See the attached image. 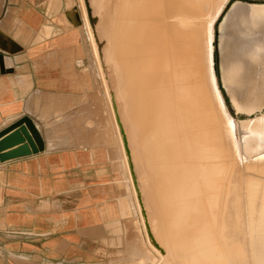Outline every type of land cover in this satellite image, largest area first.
Masks as SVG:
<instances>
[{
    "label": "bare ground",
    "instance_id": "1",
    "mask_svg": "<svg viewBox=\"0 0 264 264\" xmlns=\"http://www.w3.org/2000/svg\"><path fill=\"white\" fill-rule=\"evenodd\" d=\"M227 1L103 0L102 35L118 69L110 76L85 0L75 2L132 188L138 263L264 264V3L223 10ZM217 48L237 109L260 113L228 111Z\"/></svg>",
    "mask_w": 264,
    "mask_h": 264
},
{
    "label": "crops",
    "instance_id": "2",
    "mask_svg": "<svg viewBox=\"0 0 264 264\" xmlns=\"http://www.w3.org/2000/svg\"><path fill=\"white\" fill-rule=\"evenodd\" d=\"M77 20L67 0H0V132L29 117L44 144L0 160V264H136L143 255L124 155Z\"/></svg>",
    "mask_w": 264,
    "mask_h": 264
},
{
    "label": "rangeland",
    "instance_id": "3",
    "mask_svg": "<svg viewBox=\"0 0 264 264\" xmlns=\"http://www.w3.org/2000/svg\"><path fill=\"white\" fill-rule=\"evenodd\" d=\"M77 1L80 2V0H67V3H68L69 6H71L72 14L74 16H76V19H78L76 23L79 25V27H80V29H81V31L83 33V39L85 40V43H86V46H87V54H88L89 57L93 58L94 54H93V50L91 48L92 46H90L91 40L89 38H87V35L85 33V28H84V25H83V21H82V10H83V8H82V6L80 4L79 5L75 4V2H77ZM102 1L103 0H85L84 3H85L86 11L90 15L91 24L93 26L92 28H93L94 32L99 34V37L97 39V45H98V53H97L98 56L97 57L98 58L100 57L99 59L102 60L101 64L103 66H105L104 69L106 70V73L110 76V75H112L113 72L117 73L118 69H117V65L114 63L113 57H112V43H111V41H108L106 39V37L104 38V36L102 35V29H103V26H104L105 20H106L105 15L99 11L100 8L103 7V5L100 6V4H102ZM111 1H116V0H111ZM249 1L256 2V3H264V0H249ZM234 2H235V0H228L227 3L225 4L223 10L227 9V7H230L232 5V3H234ZM223 10L220 13V15L218 16L216 21L221 20V17L223 15ZM218 60H219V54H218L217 51L216 52L214 51V68H215L216 75L218 76L220 85L222 86L221 68H220V65H218ZM93 61L95 62L93 64V66L95 65L93 67L95 82H96L98 88H102L103 87V84H102V72L98 68L97 60L95 58H93ZM96 65H97V67H96ZM98 70H99V73H98ZM120 82H122L121 81V77H120ZM114 83H115L114 85H116V88H117L116 81ZM221 90H222L223 95H224V99H225V103H226L227 109H228V111L231 114H233L234 116H236L237 118H240V119H244L246 117H249V116H247L245 114L237 113L236 112V108H235V106H234V104H233V102H232L227 90L225 88H223V87H221ZM102 97L104 98L105 109H106V111L107 110L109 111L110 109H109V105H107L108 103H107V100H106L107 98H105L106 97L105 93H103ZM263 108H264V106H261V109H263ZM136 151L138 153V154L136 153V155H135L137 157V159H138L135 162V163H137L136 164V168H137L138 174L141 175L143 173V171H144V165H143L142 159L140 157V155H142V153H141L142 151L139 148H137ZM138 161H139V163H138ZM140 184H144V183H142V181H141ZM138 249L142 250L143 253H144V249L141 246V239L138 241ZM139 260H140V257L136 260V264L138 263L137 261H139ZM138 264H141V263H138Z\"/></svg>",
    "mask_w": 264,
    "mask_h": 264
},
{
    "label": "water",
    "instance_id": "4",
    "mask_svg": "<svg viewBox=\"0 0 264 264\" xmlns=\"http://www.w3.org/2000/svg\"><path fill=\"white\" fill-rule=\"evenodd\" d=\"M216 51L219 54L218 65H220V68H221L222 86L221 85L220 86L227 90V92H228V94H229V96H230V98L234 104V100L232 98V95L230 94V91L228 90V88L224 82L223 68H222V64H221V58L222 57H221L220 51L218 48L216 49ZM234 106L236 108L237 113H242V114H245L249 117L252 115H256L257 113H260V111H257V112L250 115L249 113H247L245 111L238 110L235 104H234ZM244 119H246V118H244ZM15 128H17V130L10 137L5 139L4 141H0V160L1 161H5L9 158H12V157H15L18 155L30 153L31 150L34 152H37V151L42 150L44 148V144H43V140L41 138V135L39 134V132L36 129L33 121L29 117H23V118L19 119L13 125L8 127L7 129H5L4 131L0 132V137L3 136L4 134L10 132L11 130H13ZM14 142H18V143L23 142V145L20 149H17L15 151L7 152V153H1L6 148L12 146V144Z\"/></svg>",
    "mask_w": 264,
    "mask_h": 264
}]
</instances>
